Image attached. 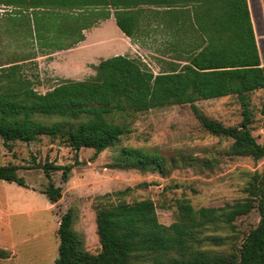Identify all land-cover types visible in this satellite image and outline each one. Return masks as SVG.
<instances>
[{
    "label": "trees",
    "instance_id": "1",
    "mask_svg": "<svg viewBox=\"0 0 264 264\" xmlns=\"http://www.w3.org/2000/svg\"><path fill=\"white\" fill-rule=\"evenodd\" d=\"M59 2V3H58ZM57 10L36 13L13 21L26 27L42 53L75 46L85 39L84 30L114 9L121 30L134 39L143 5L163 8L176 21L181 9V64L154 73L142 60L118 54L92 64L95 73L83 79L62 78L40 92L38 62L23 55L0 65V143L11 147L17 140L32 142L42 136L58 139L75 151L74 161L55 164L33 156L49 180L44 193L55 203L62 186L53 178L62 169L68 181L72 169L82 164L78 151L93 148L95 156L118 144L129 132L127 123L115 121L116 113H138L176 104H190L195 116L210 133L232 138L233 156L264 158V140L253 133L251 93L264 89L262 64L249 0H52ZM90 7V8H88ZM59 8V9H58ZM83 9L74 13L69 10ZM87 10V12H85ZM178 10L177 12H179ZM175 13V14H174ZM176 15V16H175ZM36 55V54H35ZM30 59V60H29ZM31 62L29 67L25 63ZM236 95L242 107L239 124L227 126L205 114L199 100ZM178 158H168L145 147L122 146L112 167L141 172L170 173ZM0 180L25 185L14 164L0 165ZM131 187L101 196L96 223L101 250H87L74 230L69 209L59 221V256L54 264H264V170L255 171L243 188V200L222 206L195 207L188 198H177L175 220H159L151 198L127 201ZM111 196H116L113 200ZM257 208L258 224L231 250L218 249L225 238L205 229L234 227V222ZM5 252L0 250V256Z\"/></svg>",
    "mask_w": 264,
    "mask_h": 264
},
{
    "label": "rangeland",
    "instance_id": "2",
    "mask_svg": "<svg viewBox=\"0 0 264 264\" xmlns=\"http://www.w3.org/2000/svg\"><path fill=\"white\" fill-rule=\"evenodd\" d=\"M51 1L0 0L12 11L0 15V53L3 60L16 59L19 55L16 57L13 54L30 49L23 35L15 36L3 30L7 26L19 27L18 24H12L11 14L22 12L21 16L31 18V12L36 14L57 10L59 4L53 5ZM143 8L145 11L140 24L145 25L149 21L146 15L148 11L158 10L160 16L157 25L160 31L154 37L144 36L146 48L137 47L131 54L151 70L158 71V64L149 60L150 46L155 45L169 58H177L181 55L183 30L181 22L168 15L163 8L146 5ZM69 11L79 13L84 10L77 8ZM175 11L181 20V9ZM262 49L264 53V44ZM50 60V56L43 55L37 61L40 82L35 87L40 92H46L59 82H53L58 76L50 68ZM25 64L29 67L32 63ZM85 72L91 71L87 68ZM251 101L253 133L262 142L264 89L252 92ZM196 103L205 114L227 126L239 124L243 118L241 103L236 95L203 99ZM111 117L117 122L127 123L129 132L118 144L96 156L93 148L84 147L78 151L82 164L72 169L68 181L62 180V169L55 171L54 181L62 186V197L55 203L44 193L49 180L41 168L33 165L32 157L35 156L37 162L48 158L55 164L65 165L74 161L75 151L48 136L29 143L17 140L11 143V147L1 141L0 165H17L18 174L25 179V185L0 180V250L5 252L4 256H0V264H54L59 256V221L69 209L74 213L73 228L83 237L85 247L98 253L101 243L97 232L96 205L106 201L101 196L108 192L131 187L124 195L127 201L151 198L156 204L159 220L171 224L175 220L177 198H188L197 208L243 200L246 197L243 188L248 180L255 171L264 170V158L255 160L251 156L231 155L228 150L233 139L214 135L203 128L190 104H176L132 114L116 113ZM122 146L149 148L168 158L176 157L178 162L167 175L112 167L117 151ZM111 197L113 200L116 198ZM259 220L260 214L255 208L236 219L234 227L210 228L205 229L204 233L227 236L225 244L216 248L228 251L234 245H239Z\"/></svg>",
    "mask_w": 264,
    "mask_h": 264
},
{
    "label": "crops",
    "instance_id": "3",
    "mask_svg": "<svg viewBox=\"0 0 264 264\" xmlns=\"http://www.w3.org/2000/svg\"><path fill=\"white\" fill-rule=\"evenodd\" d=\"M249 4L251 8L255 32L257 31L256 37L258 46L260 47V56L262 64H264V53L262 49L264 44V0H249ZM7 5L12 6V4ZM1 9H3V11ZM5 11L12 12L11 10H8V8H6V5L3 2H1L0 15H5L3 14V12ZM113 11L114 9H112L111 15L108 18L100 19L98 23H96L92 27L85 29V39L83 41L79 42L73 47L56 50L52 53L40 52L38 50L37 44L34 43L33 35L30 33V31L27 32L25 30L26 27L24 25L21 26L19 24L18 28L7 26L6 28H3V30L5 31V33H11L15 36L23 35L24 40L29 44V51L22 52L20 54H13L16 55V57L19 55L17 58L23 55L35 56L33 60L40 61V57H42L43 55L51 57L50 68L53 70V73L58 76L57 79L53 80V82L59 81L62 78L83 79L95 73L92 64H97L101 59L118 54H128L132 56L131 53L134 50L136 51L137 47H140L142 49L146 48L147 44L143 42L144 36L148 37V35H152L154 37L160 31L157 25L160 14L158 10H151L146 13L149 21L145 25H141L139 23L138 32L132 40V38L127 36L118 26ZM16 13L11 14V18H14L13 21H17L16 19H18L19 23H21L22 21L20 22V20H23L24 18L31 20L30 22H33L35 16L33 12H31V18L21 16L22 12H18V14ZM179 22H181L180 18ZM22 23H24V21ZM150 52L151 55H149V60L158 64V71L153 70L156 74L163 70H167L170 62H178L179 64H181V55H178L177 58H169V56H166L162 52H160L155 47V45L150 46ZM16 59L13 58L12 60H3L2 54L0 53V65L11 63ZM143 59L149 64V62L145 58ZM87 68H89V71L91 72H87V74H85ZM223 97L226 96L217 98Z\"/></svg>",
    "mask_w": 264,
    "mask_h": 264
},
{
    "label": "built area",
    "instance_id": "4",
    "mask_svg": "<svg viewBox=\"0 0 264 264\" xmlns=\"http://www.w3.org/2000/svg\"><path fill=\"white\" fill-rule=\"evenodd\" d=\"M3 11V9H1Z\"/></svg>",
    "mask_w": 264,
    "mask_h": 264
}]
</instances>
